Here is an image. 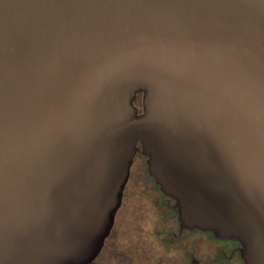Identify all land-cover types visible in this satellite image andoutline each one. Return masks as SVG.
<instances>
[{"label": "water", "instance_id": "95a60500", "mask_svg": "<svg viewBox=\"0 0 264 264\" xmlns=\"http://www.w3.org/2000/svg\"><path fill=\"white\" fill-rule=\"evenodd\" d=\"M139 151L264 264V0H0V264L93 261Z\"/></svg>", "mask_w": 264, "mask_h": 264}, {"label": "flooded vegetation", "instance_id": "af4514ba", "mask_svg": "<svg viewBox=\"0 0 264 264\" xmlns=\"http://www.w3.org/2000/svg\"><path fill=\"white\" fill-rule=\"evenodd\" d=\"M139 97L142 100V94ZM137 159L138 177L144 182L135 192L128 190L127 182L113 227L87 264H245L238 240L182 227L175 200L148 173L147 157L139 151L133 164ZM133 194L137 198L126 200Z\"/></svg>", "mask_w": 264, "mask_h": 264}, {"label": "rangeland", "instance_id": "374dc122", "mask_svg": "<svg viewBox=\"0 0 264 264\" xmlns=\"http://www.w3.org/2000/svg\"><path fill=\"white\" fill-rule=\"evenodd\" d=\"M140 159L136 160L135 163L132 166V173L130 176V179L128 181V190L135 192L137 189H139L140 187L138 186L140 183L142 184L144 181L138 177L139 171H138V164H139ZM137 198V196L135 194H133L132 197H126L127 199H135Z\"/></svg>", "mask_w": 264, "mask_h": 264}]
</instances>
